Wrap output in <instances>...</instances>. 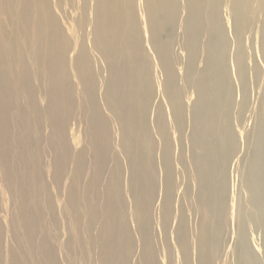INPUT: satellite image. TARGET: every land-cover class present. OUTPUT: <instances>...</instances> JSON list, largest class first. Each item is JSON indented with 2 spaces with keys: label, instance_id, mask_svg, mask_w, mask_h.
<instances>
[{
  "label": "bare ground",
  "instance_id": "bare-ground-1",
  "mask_svg": "<svg viewBox=\"0 0 264 264\" xmlns=\"http://www.w3.org/2000/svg\"><path fill=\"white\" fill-rule=\"evenodd\" d=\"M75 109L91 133L92 169L112 166L143 191L145 205L132 207L145 264L171 242L178 185L203 252L215 238L209 215L231 228L234 264H264V0H0V144L17 147L6 125L18 114L25 150L34 120L37 139L58 141L65 157ZM84 157L73 151L77 173ZM104 186L100 196L118 207V180ZM154 201L158 217L146 207ZM124 250L122 264H135L134 244ZM189 259L183 247L182 264Z\"/></svg>",
  "mask_w": 264,
  "mask_h": 264
},
{
  "label": "rangeland",
  "instance_id": "rangeland-1",
  "mask_svg": "<svg viewBox=\"0 0 264 264\" xmlns=\"http://www.w3.org/2000/svg\"><path fill=\"white\" fill-rule=\"evenodd\" d=\"M24 42L22 39L18 43L21 49ZM78 118V110H72L71 120L74 119L75 123L66 134L70 151L65 157L58 141L45 136L37 139L39 131L34 120L28 121L34 131L30 132L32 140L25 150L26 140H22L21 126L17 130L12 123H17L18 114L13 115L12 121L7 120L6 126L9 130L14 129L13 136L18 139L13 137L17 147L11 144L12 141L4 148L0 144V264H122V259L127 257L124 247L130 243L138 250L130 255L132 261L145 264L141 252L144 241L137 235L141 228L139 212L132 207L133 200L145 205L141 199L143 191H133L126 174L115 171L112 166L105 171L106 175L92 169L89 164L91 133L79 124ZM4 123L0 121V128H4ZM44 131L48 133L46 129ZM170 135L175 147L178 134L170 131ZM111 138L115 143V135ZM37 149L40 154L36 158ZM76 149H83L87 156L80 173L74 169L76 158H72ZM115 149L112 159L121 154L120 147ZM56 155L61 164L58 159L56 165L52 160ZM158 173H154V180H162ZM103 176L106 182L118 180L121 193L118 199L115 197L118 207L111 204L112 199L107 204L104 201L106 196H100L105 188ZM181 178L176 174L174 179ZM178 188L169 202V220L165 222L171 242L168 247L157 248L153 264H182L183 247L190 255L189 264H234L236 247L229 241L231 228L227 221L219 225L206 215L207 230H214L215 238L205 240L203 252L192 234L194 220L190 206L183 198L179 200L182 191L179 188L177 192ZM156 193H160L159 188ZM159 205L154 201L146 207L158 217ZM179 206L185 208V215L180 214ZM184 219L188 220L187 226ZM153 229L155 232L160 229L157 220Z\"/></svg>",
  "mask_w": 264,
  "mask_h": 264
}]
</instances>
